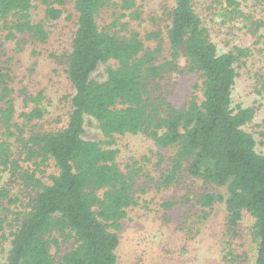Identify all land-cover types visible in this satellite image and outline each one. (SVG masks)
Wrapping results in <instances>:
<instances>
[{"label": "trees", "instance_id": "trees-1", "mask_svg": "<svg viewBox=\"0 0 264 264\" xmlns=\"http://www.w3.org/2000/svg\"><path fill=\"white\" fill-rule=\"evenodd\" d=\"M193 3L175 0L168 12L165 55L161 29L142 37L129 21L118 24L140 18L137 0H74L76 30L63 53L72 93L60 128L38 125L46 113L43 90H19V102L11 75L0 70V264H119L120 233L138 204L137 170L123 171L113 146L116 135L127 133H144L156 145L174 148L159 188L184 173L204 183L194 200L185 195L180 201V227L187 235H197L223 204L228 232H235L244 213L252 217L254 264H264V153L246 129L256 110L233 100L237 63L248 49L220 51ZM226 3L235 11L239 6L238 0ZM110 4L120 11L113 30L98 23ZM67 5L68 0H0V45L3 38L18 49L46 43L52 24L72 17L65 16ZM182 58L199 75L202 95L176 107L153 97L152 90ZM101 65L104 80L94 77ZM259 80L264 91V77ZM92 123L101 139L87 137ZM174 204L162 202L167 208Z\"/></svg>", "mask_w": 264, "mask_h": 264}, {"label": "rangeland", "instance_id": "rangeland-1", "mask_svg": "<svg viewBox=\"0 0 264 264\" xmlns=\"http://www.w3.org/2000/svg\"><path fill=\"white\" fill-rule=\"evenodd\" d=\"M73 1L68 0L65 14L72 17L52 24L51 37L46 43H28L18 49L14 42L3 38L0 45V70L11 75L10 86L13 95L20 97L18 101L23 99L19 94L22 89L29 93L38 90L45 93L46 113L38 122L40 128H60L68 119L70 98L67 96L72 93V88L63 53L76 30ZM174 4L175 0H137L140 18H121L118 24L129 21V29L139 31L142 37L149 31L161 29L166 41L164 54L167 55L168 12ZM193 4L220 51L232 50L235 46L248 49V56L241 57L237 63L238 78L233 100L236 105L255 108V118L246 129L255 136L257 150L264 153V91L259 80L264 77V25L260 26V21H264V0H238L236 11L227 6L226 0H194ZM110 5L99 12L98 23L101 28L111 26L113 30V22L120 11ZM36 12L41 11L36 9ZM145 42L154 47L153 41ZM178 62L177 69L158 80L152 95L163 96L174 106L181 107L194 97L200 99L202 92L197 87L201 83L199 75L188 70L184 58ZM94 77L104 80L106 66L101 65ZM86 127L88 138H102L95 123ZM113 146L119 151L117 162L120 168L126 173L137 170L133 176L138 204L130 208L120 233L119 264H254L257 242L252 233L254 220L250 215L244 213L235 232H228L226 210L223 204H219L197 235L194 231L187 235L180 227L182 220L179 217L184 214L180 201L185 195L194 200L204 183L184 173L168 188L158 187L157 181L169 165L173 147H160L144 133L118 134ZM166 201L175 204L167 208L162 205Z\"/></svg>", "mask_w": 264, "mask_h": 264}]
</instances>
